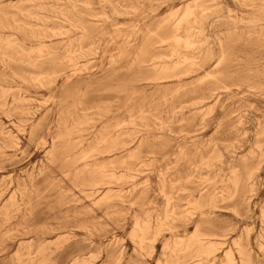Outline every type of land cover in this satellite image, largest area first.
I'll use <instances>...</instances> for the list:
<instances>
[{
	"label": "rangeland",
	"instance_id": "obj_1",
	"mask_svg": "<svg viewBox=\"0 0 264 264\" xmlns=\"http://www.w3.org/2000/svg\"><path fill=\"white\" fill-rule=\"evenodd\" d=\"M260 4L0 0V264H241L235 241L264 264ZM204 9V50L176 46ZM259 164L252 200L241 182L206 216ZM198 225L227 235L216 255L197 257Z\"/></svg>",
	"mask_w": 264,
	"mask_h": 264
},
{
	"label": "bare ground",
	"instance_id": "obj_2",
	"mask_svg": "<svg viewBox=\"0 0 264 264\" xmlns=\"http://www.w3.org/2000/svg\"><path fill=\"white\" fill-rule=\"evenodd\" d=\"M234 1L236 3H240L242 6L243 5L244 6H248V4H250V3L253 4L256 1H260L261 2L259 15L255 16L253 18V20H252V23H253L252 24L253 25L252 28L253 29L251 30L254 34H256L258 36L257 40H255L254 45H253L254 49L260 48L262 46V44H263L262 41H261V37L264 35V0H234ZM183 10H184V15H183L182 19H180L181 20L180 22H182V23L186 22L187 23L189 21V19H190L189 17L194 15L193 10H192V6L188 5ZM204 11H205V9L202 10L201 13H199L200 15L199 16L197 15L196 18H195V22L198 25H200V30L193 32V31H190L189 27H187L186 32H185V35H186L185 39H183V40H180V39L175 40V45L176 46H184V47H186L188 49H191L193 51H197V52H200V53L204 50V46H207V38H206V36H204V33H203L204 29H203V24L202 23H203L204 18H206L208 16V15L202 14V12H204ZM219 12L220 11H217V10L215 11V14H214L215 15V20H214L215 23H218L220 18H224L223 17L224 15H219L218 14ZM225 18L228 21L227 25H226L225 32L229 34L228 35V38H229V36H231V37L233 36V35H230L231 32H236L235 34L238 33L235 30L238 27V23H239L240 18H239L238 15H232V14L228 15ZM179 25H180V23H179ZM212 26H213V24H212ZM203 41H204V43H203ZM218 43H219V46H220V49H221L220 56H219V62H218V64H219L220 62H223L225 60L226 52L224 50V45L222 44L220 39L218 40ZM205 53H206L207 59H210L211 56L213 55L212 49L210 47L206 48ZM259 62H260V59L258 61L255 60L253 62V64H251V65H256ZM84 158L85 157L82 156L80 159L82 160ZM260 170H261V168H260V164H259L258 166L252 168L251 170H248L242 180L239 179V177H237L235 172H232V174L234 173L233 176L230 178L231 184L233 186L232 192L230 193L229 196H225L223 194L221 196H218L219 194L217 192V188H215L211 192V194L209 196V207L211 208V211L206 216L210 217V216L213 215L212 210L218 208L217 204L219 202L226 201L228 199H232L238 193V191L240 190L239 186H240L241 182H242V185H243V189H242L243 192L246 193V194H249L248 197H249L250 200H252L257 195V191H258V189H257V181H258V178H259V171ZM129 173H130V171H129ZM99 185L100 184L98 182H96V181H94L92 184L89 185L91 187V189L93 190V194H95L98 191V190L95 189V187H97ZM198 207L200 208L201 206L199 205ZM262 217L264 218V210L262 211ZM167 218H168V216L166 215L165 219H167ZM136 226H137V229L141 232V236H139L138 238H140V243H142L143 240H144V235H145L144 233L146 232V228H144V227L141 228L139 225H136ZM211 237L215 238V239L216 238L226 239L227 235H224V236H221V237L213 235V234L205 235V234L201 233L200 225L197 226L196 231L193 233L192 237L190 238V241L196 242V245L198 246V256L197 257H206L207 258L209 256L216 255V253L220 251L221 247L226 244L225 241H224V243L218 244V243H216V241H212L210 239ZM234 245L236 246V252H237V256H238V261H240L241 264H250V261H249L250 259H249L248 255H247L246 251L241 247L240 243L238 241H235ZM16 255H18V254H16ZM223 261H224L223 264H237V257H236L235 252L233 251L232 248H229V249H227L224 252Z\"/></svg>",
	"mask_w": 264,
	"mask_h": 264
}]
</instances>
